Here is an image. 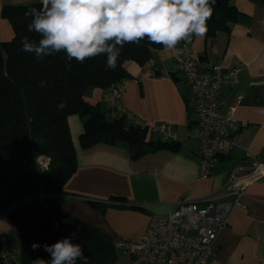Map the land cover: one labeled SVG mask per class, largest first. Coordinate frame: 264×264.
<instances>
[{
  "label": "crops",
  "instance_id": "crops-1",
  "mask_svg": "<svg viewBox=\"0 0 264 264\" xmlns=\"http://www.w3.org/2000/svg\"><path fill=\"white\" fill-rule=\"evenodd\" d=\"M32 1L36 0H0V12L3 5ZM230 2L240 13L229 32H218L210 39L206 33L193 35L189 45L200 66L209 62L223 68L242 64L237 81L219 89L218 110L245 123L236 135L246 142V149L225 150L210 176L199 178L192 91L180 76L159 73L170 70L176 56V48L168 50L160 45L151 51L158 74L140 75L138 63L126 62L129 76L119 104L143 121L165 122L176 132L178 141L168 140L170 145L138 156L120 144L82 147L83 118L70 115L77 167L63 187V209L69 216L111 239H138L151 216L169 213L180 198L191 200L221 188L236 164L251 154L264 155V6L252 0ZM12 35L10 24L0 14V40H9ZM104 93L93 88L86 98L103 106ZM144 131L147 140L159 138L148 129ZM142 145L147 146L145 142ZM38 162L44 167L49 159L42 156ZM17 229L6 213L0 214V233L8 241ZM9 244L13 247L14 241ZM215 246L216 254L207 264H264V173L244 184L237 204L217 232Z\"/></svg>",
  "mask_w": 264,
  "mask_h": 264
},
{
  "label": "trees",
  "instance_id": "trees-1",
  "mask_svg": "<svg viewBox=\"0 0 264 264\" xmlns=\"http://www.w3.org/2000/svg\"><path fill=\"white\" fill-rule=\"evenodd\" d=\"M252 1L264 6V0ZM29 7L40 8L39 0L3 5L0 12L13 32L9 40H0V214L5 212L18 228L19 264H34L38 258L50 260L43 245L65 237L80 244L88 264H114V240L63 209V187L77 167L68 117L75 114L83 118L82 147L120 144L138 156L170 145V141L156 137L145 139L144 129L131 125L103 103L92 104L86 98L90 89L107 92L128 78L126 62L141 66L160 44L146 38L139 45L125 44L114 70L106 69L105 55L83 63L73 59L70 67L64 52L39 61L21 50L22 37L30 41L39 38L27 30L31 17H25V12ZM212 7L206 22L208 39L218 32H229L240 13L230 0H215ZM42 156L49 159L44 167L38 162ZM2 237L7 239L0 233ZM34 242L40 245L35 250ZM77 264L83 262L78 260Z\"/></svg>",
  "mask_w": 264,
  "mask_h": 264
},
{
  "label": "built area",
  "instance_id": "built-area-1",
  "mask_svg": "<svg viewBox=\"0 0 264 264\" xmlns=\"http://www.w3.org/2000/svg\"><path fill=\"white\" fill-rule=\"evenodd\" d=\"M241 68L242 64L223 68L211 62L200 66L192 55L189 39L176 46L170 70L157 71L152 59L140 67V75L154 76L159 72L171 77L176 74L190 87L197 124L200 179L210 176L225 150L246 149V142L236 135L245 123L218 110L219 89L234 84ZM126 82L125 79L108 89L102 97L104 106L131 125L156 133L161 141H178L176 132L165 122L143 121L119 104ZM245 159L236 164L221 188L191 200L180 198L169 213L151 216L138 239H113L114 248L128 258V264H207L216 254L217 232L237 204L244 184L264 173V155L251 154ZM0 263L19 264L5 237L0 239Z\"/></svg>",
  "mask_w": 264,
  "mask_h": 264
},
{
  "label": "clouds",
  "instance_id": "clouds-1",
  "mask_svg": "<svg viewBox=\"0 0 264 264\" xmlns=\"http://www.w3.org/2000/svg\"><path fill=\"white\" fill-rule=\"evenodd\" d=\"M40 8L29 7L27 30L37 41L21 38L22 51L45 57L64 52L70 62L106 56V69L114 70L125 44L139 45L145 38L168 50L193 35L202 37L213 13L215 0H39ZM75 235V234H73ZM33 243V250L39 248ZM50 260L34 264H88L78 243L69 237L44 244Z\"/></svg>",
  "mask_w": 264,
  "mask_h": 264
},
{
  "label": "rangeland",
  "instance_id": "rangeland-1",
  "mask_svg": "<svg viewBox=\"0 0 264 264\" xmlns=\"http://www.w3.org/2000/svg\"><path fill=\"white\" fill-rule=\"evenodd\" d=\"M193 135H194V131H193ZM156 136H158V135H156ZM11 237H12L11 240L14 241V246L13 247L11 246L12 247L11 249L13 251L15 250L14 251L15 253H18L19 249H20V236H19L18 229H17V233L13 234V236H11ZM11 240H9L10 243H11ZM114 264H127V258L119 249H116V259H115Z\"/></svg>",
  "mask_w": 264,
  "mask_h": 264
},
{
  "label": "water",
  "instance_id": "water-1",
  "mask_svg": "<svg viewBox=\"0 0 264 264\" xmlns=\"http://www.w3.org/2000/svg\"><path fill=\"white\" fill-rule=\"evenodd\" d=\"M5 213V212H4Z\"/></svg>",
  "mask_w": 264,
  "mask_h": 264
}]
</instances>
